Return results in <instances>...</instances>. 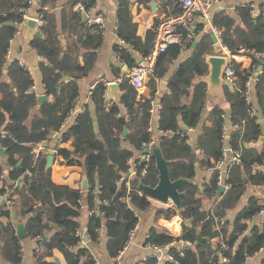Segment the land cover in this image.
<instances>
[{
    "label": "trees",
    "instance_id": "16d2710c",
    "mask_svg": "<svg viewBox=\"0 0 264 264\" xmlns=\"http://www.w3.org/2000/svg\"><path fill=\"white\" fill-rule=\"evenodd\" d=\"M49 1L42 0L43 6ZM179 5L174 13L179 11ZM26 6V0H0V92L3 94L0 100V147L5 149L9 164L8 169L0 165V174L6 172L5 184L15 186L16 192L21 196L20 213L29 216L28 237H40L47 255L57 248L64 254L68 264H80L83 257H86L83 264H96V258L90 254L89 248L81 245L79 218L82 192L71 190L69 197L65 188L55 185L50 177V170L46 169V155L42 152L37 155L35 148L37 144L48 140L54 132L60 131L74 109L80 94L77 81L89 74L96 51L102 43L103 29L98 25L82 23L86 27V39L83 40L86 65L81 66L76 48L63 49L58 34L46 24L45 8L40 9L38 18L42 21L41 35L33 39L31 46L43 58V83L47 95L52 99L42 103L29 124L31 110L36 106L38 98L31 89L32 76L18 62L7 61L10 40L19 29ZM73 14L79 22H83L79 12ZM238 14L240 21L226 12L213 16V27L219 31L223 45L231 53H238L242 47L264 52V13L255 16L250 8L240 7ZM118 19L119 36L130 42L141 55L149 54L154 45V35L148 33L145 41L136 35L127 4L124 8L120 7ZM124 28H127L129 34L125 33ZM202 29L199 27V30ZM212 49L210 37L204 35L191 57L169 80V92L162 97L159 120L161 129L175 132L181 130L182 123L188 127L199 123L207 106V83L197 80L207 73L206 55ZM118 52L131 66L129 49L119 47ZM178 52V45H170L161 54L154 68L151 84L157 78L164 77L168 70V66L164 68V62L174 59ZM233 64L239 88L234 92L227 91L226 99L230 104V122L238 127L230 134L228 148L232 151L241 150V162L228 169L227 183L230 188L218 201H215V197L220 186L219 172L214 170L210 182L204 186L205 194L214 199L215 206L203 208V202L197 196L198 186L194 179L198 156L188 144L187 137L165 135L158 140L164 157L171 162V179L190 180L180 188L185 193L181 211L175 207L156 210V217L171 219L180 216L183 220L182 235L173 237L165 228L157 225L150 230L149 243L163 246L174 240L192 242L183 254L177 246L170 247L169 253L173 260H166L164 264H219L222 257L228 258L225 264H243L247 256L255 257L264 247V224L260 226L257 221L253 225V221L259 218L264 209L258 198H249L232 225L226 218L227 212L239 205L251 187L264 190V169H257L264 166V144L256 146L259 138L264 136V125L257 116L249 115L243 98L247 80L256 68H264V62L253 56L252 64L247 68L239 63ZM5 70L7 78L4 77ZM64 77H69V80L63 81ZM119 87L123 93L121 103L111 104L102 96L107 90L106 84L96 85L91 96L97 112V126L90 107L86 105L77 115L74 126H70L62 135L63 142L72 140L73 149H59L67 164L86 168L91 184L87 202L89 209L94 211L87 224V235L92 242H96L100 229L105 227L108 233L107 249L115 257L128 242L130 231L137 222L136 211H147L153 205L151 199L140 195L139 184L154 187L158 183L159 174L152 158L148 173L130 180V190L127 182L118 185L121 174L129 168L128 159L151 141L152 134L148 127L152 119L150 110L154 97L138 99V90L128 79L122 80ZM255 89L257 105L264 118V75L259 76ZM183 99L187 101L183 102ZM122 108H125V113H122ZM223 113L224 110L219 105L214 106L215 125L213 128L204 127L197 142L204 157L215 160L214 164H210L211 167L225 159L226 146L223 143L222 129L228 123L222 116ZM126 114L129 116L128 121ZM125 130L131 133L124 141L129 142L133 149H127L122 144L121 134ZM18 181H21L20 186L17 185ZM2 215L9 216V212L3 211ZM2 230L4 237L0 241L4 242L3 256L12 264H20L21 241L16 234L15 225L10 222L2 224ZM247 231L249 233L245 235ZM48 232L51 233L49 238L43 240ZM200 237L208 240L201 241ZM216 237L221 239L227 249L220 245L216 250L213 249L212 240ZM37 264L50 263L39 259ZM147 264H157L156 257L149 256Z\"/></svg>",
    "mask_w": 264,
    "mask_h": 264
},
{
    "label": "crops",
    "instance_id": "0c3cea01",
    "mask_svg": "<svg viewBox=\"0 0 264 264\" xmlns=\"http://www.w3.org/2000/svg\"><path fill=\"white\" fill-rule=\"evenodd\" d=\"M76 1L77 0H50L49 2L46 3V5L43 6L42 0H34L33 6L28 12L29 15L28 18H35L37 20H40L38 18L39 11L41 8L43 9L44 7L47 12L46 24H48L56 34H58L63 49L67 50L69 48L71 49L76 48L78 53V63L81 66H85L86 48L83 46V40L86 39V34H85L86 27H84L82 23L87 22V20H85L84 18L85 15L81 13L79 14L82 15L83 22H79L78 18L74 16L73 13L76 12V10L72 6ZM180 1L181 0H135V2H133V0H96V13H99L103 16L104 28L101 33L102 43L99 49H97L96 51V57L94 59L93 66L90 69L89 74L87 76H82L81 79L77 81L80 89V94L77 96L75 107L71 111V114L69 115V117L71 118L70 119L69 117L67 118L65 124L62 126L60 131L54 132L49 137L48 140L37 144L35 148V152L37 155L41 152L46 155V163H47L49 150L55 151L54 162L52 167L50 169H47L46 167L47 170H50V177L55 185L65 188L66 193L69 197L71 196V190H79L80 192H82L83 197L80 200L81 216L79 218L81 223V228L79 230V234L82 238L81 245L87 246L89 248L90 254L96 258V264H117L115 260L116 257L111 256L108 252L107 249L108 233L105 227L100 229L101 231H99L97 235L96 242H92L87 235V224L92 214V210L89 209V205L87 202V192L90 190L91 184L89 180V184H90L89 189L83 190L81 187V183L83 180L84 167L67 164L65 162L64 157L59 153L60 148H67L70 150L73 149L72 140H67L63 142L62 135L64 132L68 130L70 126H74L77 115L82 112V110L86 105L90 107L94 119V124L97 126V112L95 105L92 101L91 92L94 90V88L98 83H104L107 86V90L102 95L103 97L106 98L107 103H111V104L121 103V101L118 102L113 95H110L109 84L116 82L119 85L120 84L119 80L127 79L125 78V76L130 74L132 68L141 58V53L137 51L133 47V45L130 44V42L124 41L119 36L118 15H119L120 7L124 8L125 5L127 4L128 10L131 13L132 23L135 25L136 35L139 38H141L143 41H145L148 33L153 34L155 39V31L159 21L164 16L177 11L178 4H180ZM240 7L250 8L253 14L256 16L257 14L264 13V0H215L211 8L210 27L205 29L204 26L201 24L202 21H199L196 27L198 30L199 27H202L203 29L199 31L197 30L199 32L197 41L185 48H179V52L174 59H167L164 62V68L165 66H168V70H166L164 77L159 79L157 78L155 82L151 84V77L153 75L152 73L149 75L148 79L144 82L142 88L140 89L136 88L139 93L138 99L142 97L151 98L152 96H154L151 100L152 107L150 110L152 119L148 127L149 132L152 134L151 140H155L157 142L156 144H158V140L161 136H165V135L172 136L175 134L180 137L186 136L188 144H190L197 152L198 162L196 163V175L194 180L198 186L197 196L202 200L203 208L206 209L215 206L214 199H210L205 194V190H204V186L207 185L212 178L214 171L212 170L210 164H214L215 160L206 159L203 153L199 151V146L197 142L204 127L207 128L214 127L215 116L213 114V108L214 106L219 105L221 109L224 110L222 116L225 118V120L228 123L227 125H224L225 127L222 129V135H223V143L226 146V149H229L228 142H229L230 134L233 130L237 129V127H234L233 123L230 122V104L227 102L226 96H227V91L234 92L236 89L239 88L238 81L235 80V83L232 84L234 86V90H230V88L225 87L226 96L224 100L222 101L216 100L214 103H209L206 97L207 106L203 110L200 121L197 125L188 127L182 123L181 130L179 129L175 132L172 130H164L161 129L160 127L159 120H160V110L162 109V97L164 96V94L169 92V80H171L176 70L179 67H181L182 64L191 57V55L194 53V50L198 47L199 43L203 39L204 35L206 37L207 36L210 37V33H212V30L214 29L212 24L213 16L221 12L224 13L226 12L232 15L236 20L240 21V17L238 14V10ZM26 20L23 23L21 22V24L19 25L18 30L20 31V34L16 37H13L10 40V48L7 54V61L8 63L18 62L31 74L33 79V85L31 89L36 93L38 97L41 95H47L45 84L43 83V72L41 68V65L44 61L43 58L37 52V50L31 46L33 39L36 36H40V35H34L31 40L25 37V35L23 34V30ZM80 24L82 26H80ZM41 25L42 23L39 22V27H38L39 31ZM124 31L126 34H129L127 28H124ZM217 32L220 35L219 31ZM119 47H123L126 50L129 49L130 55L132 57L131 66L127 63L126 60L124 61L121 58V53L119 54L118 52ZM211 47L212 48L214 47L212 41H211ZM210 54H213V51ZM224 54L226 55L225 52ZM208 55H206V57ZM262 60L264 62V56ZM243 67L247 68L249 66L248 64H245V66ZM208 71H209V66L207 73ZM258 71L259 68H256L252 76L257 75V77L259 78L260 75L258 74ZM4 77L7 78V74L4 75ZM68 80L69 77L63 78V81H68ZM200 80L201 79L199 78L197 81ZM258 82L259 80L257 81V83ZM257 83L255 82L252 85L251 95H252L253 103L258 110V118L261 121V123L264 125V118L262 112L257 105V96L255 89ZM151 85L152 86L154 85V87H152ZM119 91L122 100L123 93L121 92L120 87H119ZM2 98H3V94L0 92V100H2ZM48 98L49 99L46 101L52 99L50 96H48ZM182 101L186 102L187 100L183 99ZM37 102H38V98H37ZM41 105L38 108L36 104V106L31 110L29 124H31L34 115L36 114L37 111H39ZM125 112H126L125 108H122V113ZM128 119L129 116L126 114V120L128 121ZM125 132L126 130L121 134V137L123 138L122 144L127 149H133L132 145L129 142L124 141V138L131 132L129 130H127L126 134ZM0 134H1V130H0ZM45 143H48L47 147H44ZM263 144L264 142L262 143V145ZM262 145H260L259 147H261ZM141 151H135L134 155L128 159V167L130 165L131 160L136 161L137 159L141 158L142 156ZM152 158L153 157L151 156V159ZM6 163H8L7 155H6V160H2L0 157V165L1 166L4 165L5 168L8 169L9 164L8 166H6ZM226 166L227 165H225V167ZM260 168L264 169V166L258 167L257 169ZM127 171L121 174V177L118 180L119 186L123 184L121 179L125 174H127ZM224 171H225L224 172L225 177L227 175L229 178L227 167L225 168ZM5 174L4 173L0 174V238L1 239H3L4 237L2 224L4 225L9 222L13 223L16 227V234L18 236V228H17L18 224L24 223L25 230L27 233V221L29 218V216L20 213L21 196L16 192L15 186H10L5 184L4 182ZM139 176H144V175H139ZM135 177L131 179H134ZM5 186L9 188H13L15 191L13 198L14 203L11 206L7 205L4 199ZM138 191L140 195H144L140 189ZM226 191L227 190H225V192ZM251 196H255L256 198H258L260 203L264 205V190H257L251 187L247 192V194L244 195L239 205L236 208L231 209L227 212L226 218L227 220L230 221L231 225L234 222L237 214L245 207L246 203L248 202ZM216 198H217V194L215 197V201H218L220 199V198L218 199ZM152 203H153L152 208H150L149 210L136 211V214H138L141 219L140 227L131 245L129 246L125 255L123 256V259L120 264H147L148 257L156 255V251H154L152 248L149 247V241H148L150 230L152 227H155L157 225L162 226L163 228H165L168 234H170L173 237H180L182 235L183 220L180 216H174L171 219H167L163 216L156 217V210L158 208L175 207V205L171 203L162 204L155 200H152ZM3 211H8L9 216H3L2 215ZM258 217H259L258 219L253 221V225L257 224L258 221V224L261 226L260 222L262 217L260 214ZM49 234L51 233L48 232V235L44 236L43 240H47L49 238ZM85 237H87V240H85ZM20 241H21L20 245H21V258H22L20 264H37L39 259H42L43 261L50 264H68L64 254L57 248L53 249L50 255H47L44 245L40 242V237H28V233H27V237L24 239H20ZM3 244L4 242L0 241V264H12L9 260H7L3 256L2 253ZM212 244H213V249L216 250L221 244V239L219 237L214 238L212 240ZM170 256L172 255L169 253V250L164 252V256L162 260L157 261V264H164L166 260H173L170 258ZM85 260L86 257H83L80 264H83ZM250 263L263 264L264 249L261 250Z\"/></svg>",
    "mask_w": 264,
    "mask_h": 264
},
{
    "label": "built area",
    "instance_id": "2783aa9c",
    "mask_svg": "<svg viewBox=\"0 0 264 264\" xmlns=\"http://www.w3.org/2000/svg\"><path fill=\"white\" fill-rule=\"evenodd\" d=\"M215 0H181L179 5V11L177 13H171L164 16L158 23L155 31L154 45L150 53L147 55H141V58L138 60L136 65L132 68L130 74L126 75L125 78L129 80L134 88L140 89L143 87L144 82L148 79L149 75L153 73L156 63L170 45H178L179 48H185L198 39L199 32L197 31V25L199 21H202V25L205 29L209 28L211 25V8ZM27 6L24 8L23 22L29 17L28 12L33 6L34 0H26ZM74 9L84 15H87V23L89 26L98 25L100 29L104 28V18L101 14L96 13V0H77L74 5ZM42 23L41 20H39ZM118 29V28H117ZM214 33L217 35L219 42L222 45L226 56L228 57V64L224 72V80L232 84L235 83V74L236 70L233 63H239L242 66L248 64L250 66L253 61V56L256 58H263V52H257L255 50H248L242 47L238 53H231L227 50V47L223 45L220 35L217 30L213 29ZM20 31L18 30L15 33V36H18ZM259 75H264V68L258 71ZM259 80L257 75L250 76L245 84V90L243 92V98L245 104L248 108V113L250 116L258 117L257 107L254 105L251 95L252 85ZM119 80V82H121ZM71 117H69L70 119ZM234 127H238L237 124H234ZM155 140H151L149 143L144 144V148H153L156 145ZM231 152L230 159L227 158V151ZM225 159L218 161L212 170L219 172V184L225 186V190L230 188V185L227 183L228 176L224 174V170L227 167L231 168L233 165L241 162V150L232 151L231 149H226L224 151ZM151 163V155L145 154L142 155L140 159L130 162L127 174H125L121 181L127 182V186L130 190V180L131 178L139 175H146L148 173ZM225 165H227L225 167ZM225 167V168H224ZM255 174L257 169H255ZM14 194L15 191L13 188L5 186L4 199L7 205L11 206L14 203ZM130 199V198H129ZM94 211H92L93 213ZM261 222L264 224V209L260 213ZM137 222L130 231L128 242L125 248L116 256L115 260L117 264H120L123 256L125 255L127 249L131 245L137 231L139 230L141 219L138 214H136ZM192 242L188 240H174L173 242L160 246L157 244L149 243V247L156 251L157 261L162 260L164 252L168 251L170 247L177 246L181 254L184 253L185 249L188 246H191ZM220 247L227 249L225 244L221 242ZM264 247L261 249L263 250ZM173 259L172 256H170ZM254 259L253 256H247L246 262L243 264H248ZM228 262L227 257H222L219 264H225ZM264 264V263H263Z\"/></svg>",
    "mask_w": 264,
    "mask_h": 264
},
{
    "label": "water",
    "instance_id": "95a60500",
    "mask_svg": "<svg viewBox=\"0 0 264 264\" xmlns=\"http://www.w3.org/2000/svg\"><path fill=\"white\" fill-rule=\"evenodd\" d=\"M135 2V0H133ZM87 15L84 16L85 20H87ZM14 26V23H11ZM39 20L35 18H28L26 23L24 24L23 34L29 40L33 38L34 35H41L39 29ZM212 30V29H211ZM211 41L214 45L212 51L213 54H210L206 57V63L209 66V71L207 74L202 76L200 79L207 83V91L206 97L209 103H214L216 100L222 101L225 99V87L230 88V90H234V86L232 83L224 80V72L228 64V57L224 54V50L222 48L221 43L218 40L217 35L213 32L210 33ZM263 67L261 66L259 70ZM7 72L4 71V75ZM66 79V78H65ZM110 95H113L118 102L121 101V95L119 91V85L116 82L109 84ZM47 95L38 96L37 106L42 104L43 101L48 100ZM127 133V130L125 134ZM264 142V136H261L257 142V146L259 147ZM48 143L44 144V147H47ZM142 155L150 154L154 160L156 169L158 170V183L156 186H149L144 183H140L138 188L142 191V193L147 196L148 198L160 202L162 204H173L175 205L176 209L181 211L183 208L182 198L184 196V192L180 191L182 185L189 183L190 180L186 178H179L176 180L171 179L170 173V161L164 157L163 151L161 149L160 144H156L153 148H144L141 151ZM55 151L49 150L46 167L50 169L54 162ZM231 152L227 151V158L230 159ZM0 157L2 160H6V153L3 148H0ZM8 166V163H6ZM245 182L248 183V180L245 179ZM21 182H18L20 185ZM89 179L87 170L84 168L83 170V180L81 183V187L83 190L89 189ZM225 192V186L220 185L217 191V198H220L223 193ZM18 237L20 239H24L27 237V233L25 230L24 223H19L18 226ZM249 232L247 231L245 235ZM87 240V237H85ZM201 241H207V238L200 237Z\"/></svg>",
    "mask_w": 264,
    "mask_h": 264
}]
</instances>
